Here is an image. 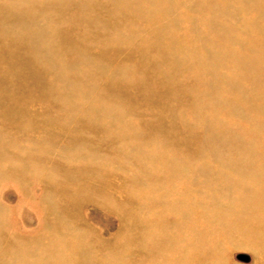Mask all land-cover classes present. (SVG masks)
<instances>
[{
  "label": "rangeland",
  "instance_id": "rangeland-1",
  "mask_svg": "<svg viewBox=\"0 0 264 264\" xmlns=\"http://www.w3.org/2000/svg\"><path fill=\"white\" fill-rule=\"evenodd\" d=\"M0 264H264V0H0Z\"/></svg>",
  "mask_w": 264,
  "mask_h": 264
},
{
  "label": "water",
  "instance_id": "water-1",
  "mask_svg": "<svg viewBox=\"0 0 264 264\" xmlns=\"http://www.w3.org/2000/svg\"><path fill=\"white\" fill-rule=\"evenodd\" d=\"M236 259L239 261V262H242V263H248L249 262V257L247 255H244V254H239L236 256Z\"/></svg>",
  "mask_w": 264,
  "mask_h": 264
}]
</instances>
